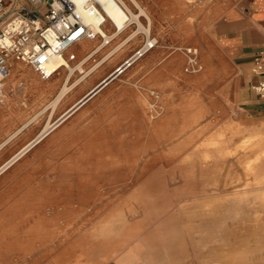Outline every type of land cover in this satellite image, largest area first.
<instances>
[{"label":"rangeland","instance_id":"1","mask_svg":"<svg viewBox=\"0 0 264 264\" xmlns=\"http://www.w3.org/2000/svg\"><path fill=\"white\" fill-rule=\"evenodd\" d=\"M124 1L151 33L77 45L81 83L55 107L64 67L48 80L15 62L5 81L0 170L57 125L0 172V264H264V107L239 96L224 48L251 0Z\"/></svg>","mask_w":264,"mask_h":264},{"label":"built area","instance_id":"2","mask_svg":"<svg viewBox=\"0 0 264 264\" xmlns=\"http://www.w3.org/2000/svg\"><path fill=\"white\" fill-rule=\"evenodd\" d=\"M14 3L19 5L18 10L0 25V95L15 62L31 66L47 79L50 63L62 58L69 62L76 60L74 47L100 37L91 17H98L104 29L108 22L113 25L105 9L95 0L84 3L81 8L75 0H23L21 4L14 0ZM5 12L6 0H0V16ZM155 45L156 42L149 49ZM253 72L264 75V52L256 56ZM254 90L264 97V81Z\"/></svg>","mask_w":264,"mask_h":264},{"label":"bare ground","instance_id":"3","mask_svg":"<svg viewBox=\"0 0 264 264\" xmlns=\"http://www.w3.org/2000/svg\"><path fill=\"white\" fill-rule=\"evenodd\" d=\"M78 7H82V5L90 0H75ZM97 1L106 11L107 15L110 17V19L113 22V25L116 26V28H114V31H108L106 29H104L102 26H100L99 21L100 19H98V17H91L90 19L95 23V30L100 34V37L102 38L103 43H107L112 41L113 39H115L116 37H118L121 33H123L124 31H126L129 26L132 23H137V25L140 26L141 29H144V31L147 33V35H149L151 33V26H149V28H146L143 26V24L141 23L140 17L142 15H147V12L143 9L140 8V14H135L130 8L129 6L125 3L124 0H95ZM135 2V1H134ZM138 4V3H137ZM136 34V32L131 35L130 38L134 37ZM127 38V37H126ZM130 38H127L130 40ZM120 39V38H119ZM134 39V38H133ZM117 41V40H116ZM128 40H126L127 42ZM126 42H122L123 44L119 45V47L117 48H122L124 46V44ZM116 43V42H115ZM120 43V42H119ZM155 41H148L147 45L140 50V54H136L134 57L128 59L122 66H120L118 68V70H116L115 73H113L112 75H110L107 79H105L99 86H97L94 90H92L90 93H88L83 99H81L78 103H76L70 110H68L62 117H61V121L64 120L66 117H68L69 115L73 114L77 109H79L82 105H84L87 101H89V99H91L92 95L97 92L102 86H106L109 81L112 79H114L118 74L123 73L129 66H131L134 61H136V59L139 56H143L145 54L146 51L150 50L149 47L150 45L154 44ZM97 46V45H96ZM84 47L86 48L87 45H84ZM102 47V43L101 46L99 45V47H97L95 50H93V52H91L92 54H94L96 51H98L100 48ZM125 47V46H124ZM115 49V47H114ZM91 49L88 51H92ZM116 52V51H113ZM90 53V55L88 56V58L90 56H92V54ZM108 54V53H107ZM111 54V52H110ZM115 55V54H114ZM109 57V55H108ZM111 57V56H110ZM87 59V58H86ZM106 59V58H105ZM88 60V59H87ZM108 60V59H107ZM61 65L64 66L63 69L68 70V74H67V78L65 81V84L63 85V88L60 90L59 95H57V98H55V100L52 103V107H55L71 90H73V88H75L76 86H78L81 81L77 80V82H75L74 84H69V81L71 79V77L73 76V74L75 73L76 68H73L69 61H67L65 58L62 59H58L56 62H52L47 66V74L49 75V77L47 78L48 80H50L52 77H54L61 69ZM79 68V65L77 66ZM82 69V68H79ZM29 72V71H28ZM26 72V73H28ZM30 75V73H29ZM26 79V78H25ZM30 80V79H29ZM31 81V80H30ZM33 84L37 85L38 87H41L42 84H44V82L40 81L39 79H37V77H33L32 81ZM50 83V82H49ZM64 83V82H63ZM51 89V88H50ZM59 92V90H58ZM89 98V99H88ZM73 111V112H72ZM72 112V113H71ZM29 124V123H28ZM28 124H26L24 127H26ZM57 124L55 125H48L47 128L45 129V131L39 135L36 139H34L33 141H31L29 144H27L19 154H17L16 156H14L1 170H4L7 166L11 165L12 163H14L15 161H17L18 159H20L22 157V155H24L28 150H30L32 147H34L36 144H38L39 142H41L47 135L48 133L55 128ZM259 144H262L261 141H258ZM244 148H247V146H244ZM264 159V151L261 148L260 153L258 154V160H262Z\"/></svg>","mask_w":264,"mask_h":264},{"label":"crops","instance_id":"4","mask_svg":"<svg viewBox=\"0 0 264 264\" xmlns=\"http://www.w3.org/2000/svg\"><path fill=\"white\" fill-rule=\"evenodd\" d=\"M248 6H250L248 14L231 23L234 33L229 36L227 46L224 48L232 58L234 70L239 74V96L244 97L243 100L248 105H253L251 91L264 81V75L253 72L256 56L264 52V0H251ZM256 107H253L251 111H254ZM258 107H264V97H261Z\"/></svg>","mask_w":264,"mask_h":264},{"label":"water","instance_id":"5","mask_svg":"<svg viewBox=\"0 0 264 264\" xmlns=\"http://www.w3.org/2000/svg\"><path fill=\"white\" fill-rule=\"evenodd\" d=\"M110 81H112V79L110 80ZM109 81V82H110ZM102 88H104V86H102L97 92H95L91 97H93L95 94H97ZM89 99V98H88Z\"/></svg>","mask_w":264,"mask_h":264}]
</instances>
